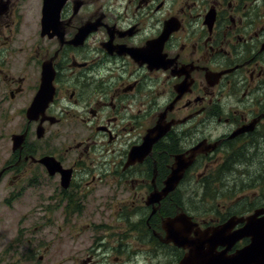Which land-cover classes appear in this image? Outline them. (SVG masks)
<instances>
[{"label": "flooded vegetation", "instance_id": "obj_1", "mask_svg": "<svg viewBox=\"0 0 264 264\" xmlns=\"http://www.w3.org/2000/svg\"><path fill=\"white\" fill-rule=\"evenodd\" d=\"M28 2L0 0V111L18 116L0 182L47 180L45 210L62 216L51 220L56 251L59 240L70 255L49 260L53 245L18 227L0 241V264H179L188 249L161 237L163 219L181 212L202 230L254 216L264 234V0H65L58 15ZM44 67L53 98L30 119ZM152 130L151 149L131 157ZM15 134H25L16 149ZM179 155L194 157L148 203Z\"/></svg>", "mask_w": 264, "mask_h": 264}, {"label": "water", "instance_id": "obj_2", "mask_svg": "<svg viewBox=\"0 0 264 264\" xmlns=\"http://www.w3.org/2000/svg\"><path fill=\"white\" fill-rule=\"evenodd\" d=\"M59 1V4H58ZM65 0H45L44 15H58L60 8ZM51 72V71H50ZM47 72L44 67L41 88L36 94L32 104L28 109V117L30 119L37 118L39 114H43L49 102L53 98L52 72ZM38 136L44 135V129L40 126L37 130ZM152 130L141 146L132 149L130 156L137 157L140 151L150 150L156 137H153ZM25 134L13 135L14 149L20 147ZM16 143V144H15ZM196 150V149H195ZM194 156L186 158L179 155L176 158L172 173L165 180V186L162 190H157L148 197V203L159 202L169 192H171L183 176L184 170L191 164ZM50 157L41 159L47 165L51 172H54L56 163L51 162ZM190 159V161H188ZM2 172L0 173V177ZM155 210H153V213ZM254 216L248 218H237L232 216L225 224L219 227H211L205 230L200 229L198 224L192 220V217L181 212L175 216H169L162 221V227L165 230L164 237H161L164 243L173 242L175 245L188 249L179 264H264V234L260 237L256 234L257 227L254 223ZM247 220L245 227L238 233L226 234V229L235 223ZM262 229V228H260ZM263 230V229H262ZM226 231V232H225ZM255 232V233H254ZM194 234V235H192ZM243 234L253 235L252 242L238 250L234 254H227L230 249L231 242L240 238ZM231 237L234 239H231ZM226 245L223 251H218L219 245Z\"/></svg>", "mask_w": 264, "mask_h": 264}, {"label": "rangeland", "instance_id": "obj_3", "mask_svg": "<svg viewBox=\"0 0 264 264\" xmlns=\"http://www.w3.org/2000/svg\"><path fill=\"white\" fill-rule=\"evenodd\" d=\"M37 0H30L25 8L31 9ZM36 12V11H35ZM18 116L16 114L5 115L0 111V162H3L11 149V133L18 129ZM10 137V139H9ZM214 186V185H212ZM51 185L47 180H42L40 184L29 186L27 181L19 182V185L12 187L9 179L0 182V241L7 242L17 234L18 227H23L24 238H32L36 241H44V246L53 245L49 252L48 259L54 261L58 254V261L70 255L69 243H62L58 240V252L56 251L57 227L51 224V220L56 221L62 216L58 211H46ZM200 193V192H199ZM199 196H191L190 209L197 212L203 208ZM44 203V205H43ZM38 226V227H37ZM4 245H0V250ZM47 261V264L51 263ZM161 263L164 260L161 259ZM143 264L147 262L143 261Z\"/></svg>", "mask_w": 264, "mask_h": 264}, {"label": "trees", "instance_id": "obj_4", "mask_svg": "<svg viewBox=\"0 0 264 264\" xmlns=\"http://www.w3.org/2000/svg\"><path fill=\"white\" fill-rule=\"evenodd\" d=\"M213 177H214V175H213ZM208 183H209V186L214 185V179L210 180ZM212 187H214V186H212ZM210 188H211V187H210ZM210 188H209V189H210Z\"/></svg>", "mask_w": 264, "mask_h": 264}]
</instances>
